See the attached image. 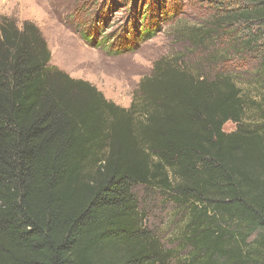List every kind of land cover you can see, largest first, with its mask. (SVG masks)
I'll use <instances>...</instances> for the list:
<instances>
[{
  "label": "trees",
  "instance_id": "1",
  "mask_svg": "<svg viewBox=\"0 0 264 264\" xmlns=\"http://www.w3.org/2000/svg\"><path fill=\"white\" fill-rule=\"evenodd\" d=\"M251 2L213 29L264 21V0ZM51 60L35 24L2 18L0 264H170L177 250L144 226L136 187L187 215L180 264H264V83L250 124L233 77L182 57L157 61L129 108Z\"/></svg>",
  "mask_w": 264,
  "mask_h": 264
},
{
  "label": "rangeland",
  "instance_id": "2",
  "mask_svg": "<svg viewBox=\"0 0 264 264\" xmlns=\"http://www.w3.org/2000/svg\"><path fill=\"white\" fill-rule=\"evenodd\" d=\"M167 1L162 8L160 0H0V21L7 17L20 28L35 24L51 51L50 66L90 82L123 108L157 61L182 57L196 75L233 77L246 100L245 122L261 121L256 104L264 101V21L213 29L223 15L251 9V0ZM146 5L155 30L147 36L141 22ZM236 128L229 122L224 131ZM134 194L144 226L166 249L177 250L170 264H180L188 252L180 253L179 244L187 215L161 191L136 187Z\"/></svg>",
  "mask_w": 264,
  "mask_h": 264
}]
</instances>
